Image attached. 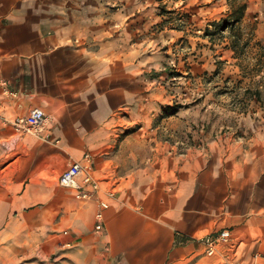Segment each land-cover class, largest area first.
Returning <instances> with one entry per match:
<instances>
[{"label":"crops","instance_id":"0c3cea01","mask_svg":"<svg viewBox=\"0 0 264 264\" xmlns=\"http://www.w3.org/2000/svg\"><path fill=\"white\" fill-rule=\"evenodd\" d=\"M224 1L170 0L191 16L158 33L155 0H0V140L20 151L0 190V264H223L200 239L225 228L234 264H264L260 102L230 130H195L181 146L143 131L172 96L179 37L183 75L212 66L201 33ZM34 107L45 130L16 132ZM128 125L140 129L119 131ZM87 153L100 190L83 199L59 176Z\"/></svg>","mask_w":264,"mask_h":264},{"label":"rangeland","instance_id":"374dc122","mask_svg":"<svg viewBox=\"0 0 264 264\" xmlns=\"http://www.w3.org/2000/svg\"><path fill=\"white\" fill-rule=\"evenodd\" d=\"M99 1L121 2V0ZM155 1L159 19L155 30L160 33L165 26L171 25L180 31L184 30L183 27L191 16L190 12L182 11L181 6L173 8L174 5L169 4L170 0ZM238 2H247L248 6L250 5V9L247 7L240 21L233 25H224L226 20L230 21L228 18L232 12V7L225 0V7L214 20L215 25L207 26L201 33L206 39L204 43L206 51L214 57L212 66L203 73L193 76L181 73L179 58L183 56L187 46L183 36L175 42L172 50L174 55L170 59L173 70L171 82L174 83L172 96L168 98L167 107L160 110L151 125L143 128V131L156 132L154 135L156 137H153L157 139L156 141H178V145L181 146L182 142L194 141L191 134L195 130L211 131L214 124L221 132L230 130L238 117L256 111L255 103L252 101H259L264 109V0ZM219 23L223 24L222 29L219 28ZM155 48L163 50L165 44L157 41ZM187 76L191 78L192 84L188 90L181 83ZM199 84H203V89L198 88ZM198 115H204L205 121L198 122ZM138 129H140L138 125L119 127V131L123 132ZM182 132H188L189 136L185 139L181 138ZM19 154L20 151L12 142L6 139L0 140L1 192L5 191L3 185L9 183L13 172L15 174V171L11 170L12 162L19 157ZM7 166L11 169L9 170ZM96 230L100 229L96 228Z\"/></svg>","mask_w":264,"mask_h":264},{"label":"built area","instance_id":"2783aa9c","mask_svg":"<svg viewBox=\"0 0 264 264\" xmlns=\"http://www.w3.org/2000/svg\"><path fill=\"white\" fill-rule=\"evenodd\" d=\"M48 124V116L39 107L32 108L28 114L17 117L12 125L14 129L23 133L41 134ZM93 160L91 153L85 154V161L72 162L59 176V183L62 186L74 188L79 191V197L87 199L100 190V181L94 177L88 168V164ZM113 195V192H110ZM100 209L96 214L97 229H102L104 220V210L109 206L105 201H101ZM232 239V232L225 228L215 234H208L201 238L205 246V252L209 256H217L223 264H234V254L228 248ZM233 255V256H232Z\"/></svg>","mask_w":264,"mask_h":264},{"label":"trees","instance_id":"16d2710c","mask_svg":"<svg viewBox=\"0 0 264 264\" xmlns=\"http://www.w3.org/2000/svg\"><path fill=\"white\" fill-rule=\"evenodd\" d=\"M227 1L232 7V12L230 14V17L228 18L230 19V21L226 20L224 23V25L226 26H228L229 24L233 25L235 22L240 21L244 17L246 13V9L248 7L247 2H238L239 0H227ZM222 25L223 24L219 23V28L222 29Z\"/></svg>","mask_w":264,"mask_h":264}]
</instances>
